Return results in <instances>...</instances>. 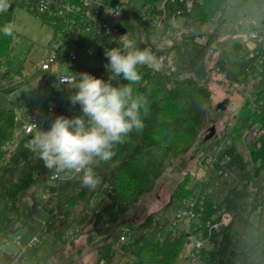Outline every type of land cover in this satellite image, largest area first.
Masks as SVG:
<instances>
[{
	"label": "trees",
	"instance_id": "obj_1",
	"mask_svg": "<svg viewBox=\"0 0 264 264\" xmlns=\"http://www.w3.org/2000/svg\"><path fill=\"white\" fill-rule=\"evenodd\" d=\"M119 1L125 7V14L132 20L136 13L132 6L134 0ZM139 1L142 3L141 10L157 13L156 6L160 0ZM228 4L229 0H202L196 3L192 10L186 13L189 20L184 23L186 30L174 37L163 35L158 38V29L143 24L145 40H140L138 36L137 46L150 49L155 56L176 50V69L170 71L162 66L140 68L141 82L133 87L149 100L150 111L144 118V128L139 132L133 131L124 143L116 145L113 159L95 169L102 182L109 185L111 190L108 192L107 203L99 211H86L88 208L81 211V223L83 227L91 225L97 233L96 236L106 237V242L97 253L98 263L105 261L109 264H177L184 256L189 234L187 230L168 229L169 222L162 219L163 213L169 208L184 204L195 192L205 194L212 185L213 172L208 173L205 182L197 180L189 185L188 179H183L171 194L168 203L158 211L151 212L137 224L133 234L120 219L144 193L155 188L158 179L178 156L190 150L200 134L206 117V104L212 92L208 87L198 85L191 77H180L183 74H192L199 79H205L208 75L207 55L215 33H209L206 42H202L200 39L205 36L203 28L206 24L216 23L215 30H218L225 21L224 14ZM169 8L172 11L165 17L162 26L180 29L182 18L177 14L176 6L169 5ZM14 9L15 7L0 15V26L6 22L14 23ZM43 22L49 24L47 21ZM16 36V31L11 36L0 34V68L10 67L16 48ZM130 37L134 38L132 33ZM156 39L158 41H155ZM117 40L118 38L108 32L82 35L83 49H94L93 63L83 72L107 81L109 72L105 69V64L108 61L104 51L105 48L117 47ZM233 48L235 59L226 61L221 58L216 65L218 71L226 75L241 95L247 90L259 99L264 98V69L257 77L245 78L246 66L252 59L247 58V51L240 42H235ZM6 75L7 73L4 74ZM42 75L46 77V73L43 72ZM115 83L113 81V84ZM120 83L127 81L121 79ZM22 85L24 84L13 83L5 90L11 92ZM74 91L73 89L72 92ZM69 93L71 94L70 91ZM68 105L54 114L48 129L56 116L68 117ZM43 111L44 109L38 106L27 120L39 117ZM258 122L264 127V113L257 114L249 105L242 106L233 123H227L213 139L206 140L199 166H203L204 158L211 152L213 143L219 142L224 134L234 131V139L240 140L242 128ZM17 130L16 111L13 108L0 109V201L5 204L3 217L0 219V264H14L16 254L4 249L2 243L28 226L27 218L23 216L24 199L37 180L49 178L48 170L36 154L28 151L24 156H18L13 150ZM260 142V147H250L248 162H244L234 146L230 148L234 160L243 169H247L246 182L225 189L224 204L233 212V221L223 231L217 249L211 252L212 262L221 256L232 258L240 248V241L251 224L252 210L246 209L243 195L249 192L252 178L262 176V184L254 192L264 196V134ZM89 191L83 188L70 198L69 209L61 206L60 211L69 216L74 212L75 204ZM213 213L212 198L206 196V219ZM62 221L65 220L59 222ZM54 222L56 220L51 222L50 227ZM123 235L126 236L125 240L121 238ZM93 237L90 235L91 239ZM55 243L56 241H53V244ZM258 250L263 256L258 264H264V240L258 245ZM33 255V252L29 253V259Z\"/></svg>",
	"mask_w": 264,
	"mask_h": 264
},
{
	"label": "rangeland",
	"instance_id": "obj_2",
	"mask_svg": "<svg viewBox=\"0 0 264 264\" xmlns=\"http://www.w3.org/2000/svg\"><path fill=\"white\" fill-rule=\"evenodd\" d=\"M109 2L112 6H121L119 0H109ZM141 5L142 3L139 0H134L132 3L134 11H138ZM133 16V19L130 20L128 15L124 14L123 24L128 29V34L132 33L138 44V36L140 40H145L144 26L136 13ZM224 19V23L218 30H215L217 29L216 23L206 24L203 28L205 36L200 39L202 42H206L209 33H215L212 47L209 49L207 55L208 75L206 78L199 79L192 74H183L180 77V79L191 77L198 85L206 86L212 92L206 104L207 112L202 130L190 150L178 156L174 163L158 179L155 188L151 192L144 193L139 201L133 204L129 211L121 217L120 222H124V225L132 231V234L135 231L136 225L141 223L145 217L151 212L163 208L168 203L171 194L183 179H188L189 185H192L194 181L202 177L204 170L199 166V159L204 146H206L205 136L210 133L212 126H215V131H220L227 123H233L242 107V95L234 85H231L226 75L218 71L216 65L221 58H224L226 61L235 59L233 48L235 42H240L244 45L246 51H248L249 47H252V42L246 38V32L249 27H260L264 23V0H229ZM184 23L185 21L182 19L180 25H184ZM14 25L17 36L13 60L10 67L4 66L0 68V109L13 108L16 111L18 130L13 142V150H15L18 156H24L29 151L24 145L31 138V135L23 133V123L29 116H32V113L38 106L46 109V106L50 103L48 97L54 83L48 82L46 77L42 75L43 71L40 68V64L46 58L49 44L53 40L54 29L51 25L43 23L40 17L19 6L14 9ZM155 41H158V39ZM92 63V57L87 55L82 57L81 66L84 71H87ZM5 73H7L6 76H4ZM13 83H22L24 85L11 92L6 91L5 88ZM225 99H228L225 108H218V105ZM68 106V117L81 114L78 104H70ZM236 145L244 153L242 141H239ZM261 184L262 176L252 178L249 184V191L256 190ZM33 186L35 190L34 197L39 201L43 191L47 187H51L52 182L49 178L39 179ZM58 186V201L64 205V209H69L68 203L70 198L77 194L78 188H83L79 180L76 179L60 180ZM101 186L89 191L82 200H79L75 204L74 212L69 216L64 214L65 221L59 222V226L57 225L58 227H62V230L65 232L68 228L75 229L76 227H80V232L76 233L73 241L77 239L79 242L86 243V245L92 244L90 243L92 240L89 239V229L92 226H82L81 217L83 214L81 211L87 208L89 210L86 211H99L107 203V188H105L104 183ZM243 202L246 209H249L247 198H243ZM65 205L67 206L65 207ZM4 207V202L0 201V219L3 217ZM177 210L178 207L167 209L163 213L162 219L165 222H169L167 225L168 229L187 230L189 235L184 248V256L177 264H188V256L193 247L188 228L190 222L181 220L177 227H172L170 221L175 217ZM36 215L37 219L35 221L27 219L28 226L8 239L13 240L17 236H21L23 242L29 241L34 234V230L38 228L37 224L39 220H43L46 217L44 213L36 212ZM23 216L25 217L24 209ZM64 226L69 227L64 229ZM51 227L54 228V225ZM68 239L66 235L63 236L62 231H56V235H51L43 243L37 244L32 251L26 253V260L21 261H27L26 264H101L105 262L98 263V256L96 257L92 253L89 255L90 252L88 253L89 256L85 258L83 249H80V247L71 248ZM92 239L100 243L97 246L98 248L106 242L105 236L98 235ZM263 240L264 222L261 221L259 215L252 213L251 224L247 228L246 235L240 241V248L237 254L232 258L221 256L219 257V261L223 264L228 262L231 264H235L236 262L258 264L263 257L258 250V245ZM53 241H56V243L53 244ZM51 249L53 250L51 251ZM31 252L34 255L29 259V253Z\"/></svg>",
	"mask_w": 264,
	"mask_h": 264
},
{
	"label": "built area",
	"instance_id": "obj_3",
	"mask_svg": "<svg viewBox=\"0 0 264 264\" xmlns=\"http://www.w3.org/2000/svg\"><path fill=\"white\" fill-rule=\"evenodd\" d=\"M202 0H160L157 3V13L148 10L135 11L141 22L153 29H158V38L163 35L174 37L176 34L181 35L186 26L180 25V29L171 27L164 28L162 26L165 17L172 11L169 5H175L177 14L188 22L186 13L191 11L194 5ZM14 7H22L31 13L37 14L42 22L47 21L54 29V38L50 42L46 58L41 62L40 68L46 73L48 82H53L50 92L49 104L46 109L37 118L25 120L22 131L26 135H31L33 130L32 123L38 127L47 130L48 125L54 114L70 103L69 90H67L59 80V76L63 74L83 73L81 60L84 55L92 57L94 49L84 50L81 42L82 35L100 34L108 32L110 35L118 38L127 34L121 33L117 28L123 24L124 6H112L109 0H12ZM44 23V22H43ZM125 26V25H124ZM126 27V26H125ZM127 29V28H126ZM128 30V29H127ZM247 40L252 42V47L247 51V58L252 59L246 66L244 77H257L264 69V23L260 27H249L246 32ZM158 66L165 67L170 71L176 69L177 52H163L156 55ZM242 106L249 105L253 112L257 114L264 113V98H257L249 91L245 90L242 94ZM219 130H216L213 139ZM264 134V127L261 122L244 126L240 140L234 139V131L224 134L219 142L213 143L211 152L208 153L203 161L204 174L199 179L205 182L208 173L213 172L214 178L212 185L207 189L206 193L195 192L187 201L178 207L175 217L170 221L172 227H177L179 221L187 220L190 222L189 231L190 239L193 247L188 256V264H223L218 260L212 262L210 254L217 249L219 240L223 231L232 223L233 212L224 204V192L226 188L240 186L246 182L245 174L247 169H243L230 151L231 147H235L237 152L242 155L244 162L250 161V147L257 145L260 147V139ZM242 141L244 153L237 148V143ZM49 172V180L52 186L47 187L38 201L31 191L25 197L24 214L28 220L35 221L37 213H44L45 219L39 220L38 228L34 230L32 238L23 242L21 236H17L13 240L5 239L2 247L7 251H13L16 254L14 264H21L26 260V253L32 251L37 245L43 243L51 235H56V231H62L63 236H67L68 242L73 241L76 233L80 232V227L68 228L66 232L59 226V221L64 219L65 215L60 211V207L64 206L58 201L59 179L53 178ZM102 179L98 187H102ZM107 191L110 192L111 187L105 185ZM82 189L78 188L77 193ZM206 196L212 198L214 213L210 218L206 215ZM249 202V209L252 213L261 217L264 222V196L254 191H249L243 195ZM67 205H65L66 207ZM54 222V228L50 227ZM56 225V226H55ZM58 225V226H57ZM70 225V224H69ZM89 233L96 236L97 233L91 227ZM122 240L126 239L123 235ZM22 260V261H21ZM101 264H109L102 262ZM224 264H231L230 262ZM235 264H242L236 262Z\"/></svg>",
	"mask_w": 264,
	"mask_h": 264
},
{
	"label": "clouds",
	"instance_id": "obj_4",
	"mask_svg": "<svg viewBox=\"0 0 264 264\" xmlns=\"http://www.w3.org/2000/svg\"><path fill=\"white\" fill-rule=\"evenodd\" d=\"M11 5L12 0H0V15L7 13ZM14 31L12 22L0 26L4 36ZM117 41V47L104 51L107 81L87 72L59 76L60 83L71 92L70 103L78 104L81 114L58 115L47 130L32 123L34 131L24 145L43 161L53 178L79 180L81 187L90 191L101 182L95 169L113 159L116 145L144 128V118L150 111L147 96L133 85L141 82V67L158 66L157 57L150 49L138 47L128 33ZM121 79L127 83H120Z\"/></svg>",
	"mask_w": 264,
	"mask_h": 264
},
{
	"label": "crops",
	"instance_id": "obj_5",
	"mask_svg": "<svg viewBox=\"0 0 264 264\" xmlns=\"http://www.w3.org/2000/svg\"><path fill=\"white\" fill-rule=\"evenodd\" d=\"M206 137V136H205ZM204 140H206L205 138H204ZM205 143V142H204ZM34 187V186H33ZM33 187H31L30 188V190H31V193L32 194H34V192H35V190H34V188ZM29 190V191H30ZM68 200V199H67ZM66 201V200H65ZM62 204V203H61ZM90 240H92V242H90V243H92L91 245H86V243H82V242H79L77 239L75 240V241H71V242H68L69 243V246L71 247V248H73L74 249V247H80V249H83V255H84V257L86 258L87 256H89L91 253L92 254H94V256H98L97 255V253H98V249L100 248H98L97 246H99V242L98 241H96V240H93V239H91V238H89ZM85 252V253H84ZM90 252V253H89ZM88 253H89V255H88Z\"/></svg>",
	"mask_w": 264,
	"mask_h": 264
},
{
	"label": "water",
	"instance_id": "obj_6",
	"mask_svg": "<svg viewBox=\"0 0 264 264\" xmlns=\"http://www.w3.org/2000/svg\"><path fill=\"white\" fill-rule=\"evenodd\" d=\"M13 4L11 5V7L9 8V10L11 11L13 9ZM117 28L119 29V31L121 33H125L127 31L126 27L124 25H118ZM228 102V99H225L224 101H222L219 105L218 108L220 109H224L225 108V104ZM215 133V126H212L210 128V133L208 135H206L205 139L208 140L210 139Z\"/></svg>",
	"mask_w": 264,
	"mask_h": 264
}]
</instances>
